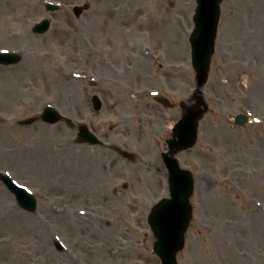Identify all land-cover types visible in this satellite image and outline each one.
Instances as JSON below:
<instances>
[{
	"label": "rangeland",
	"instance_id": "374dc122",
	"mask_svg": "<svg viewBox=\"0 0 264 264\" xmlns=\"http://www.w3.org/2000/svg\"><path fill=\"white\" fill-rule=\"evenodd\" d=\"M46 2L60 9L47 10ZM196 6L0 0V50L22 54L19 63L0 65V172L37 197L34 211L23 209L0 180V264H160L148 215L168 196L160 157L184 113L181 102L195 103ZM220 7L203 87L209 109L196 145L177 154L195 181L177 259L264 264V0H222ZM46 18L49 30L35 33ZM47 104L63 118L18 123ZM240 113L250 118L244 125L235 123ZM80 123L118 150L78 142Z\"/></svg>",
	"mask_w": 264,
	"mask_h": 264
},
{
	"label": "water",
	"instance_id": "95a60500",
	"mask_svg": "<svg viewBox=\"0 0 264 264\" xmlns=\"http://www.w3.org/2000/svg\"><path fill=\"white\" fill-rule=\"evenodd\" d=\"M221 0H198L195 14L196 27L191 35L193 63L197 69V96L201 87L208 78L211 56L214 52V41L220 12ZM52 8V6H48ZM80 7H76L78 14ZM49 21L45 20L34 28L37 32L45 31ZM19 60V56L10 53H0V62L11 63ZM96 108H100L101 101L97 96L93 98ZM205 109H189L184 118L176 125V137L169 141L172 148L171 154L178 150L193 146L196 142L198 122ZM48 122H56L60 115L48 109L44 115ZM245 117H238V123H244ZM82 136L85 141L97 143V137L88 131L86 125L81 126ZM170 170L171 198L163 199L154 205L149 215V222L157 238L154 251L161 258V264H178L176 254L184 245V232L186 231L192 214L190 196L193 192V177L191 172L178 166L177 160L172 155H166ZM2 180L16 194L20 206L27 210H35L36 199L24 188L16 185L10 177L1 175Z\"/></svg>",
	"mask_w": 264,
	"mask_h": 264
},
{
	"label": "flooded vegetation",
	"instance_id": "af4514ba",
	"mask_svg": "<svg viewBox=\"0 0 264 264\" xmlns=\"http://www.w3.org/2000/svg\"><path fill=\"white\" fill-rule=\"evenodd\" d=\"M100 146H102V147H104L105 146V144H99ZM112 148H114V145L112 146ZM131 158H135V156H133V155H131ZM164 172V174H165V176H167V173H166V171L164 170L163 171Z\"/></svg>",
	"mask_w": 264,
	"mask_h": 264
}]
</instances>
